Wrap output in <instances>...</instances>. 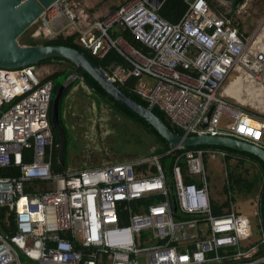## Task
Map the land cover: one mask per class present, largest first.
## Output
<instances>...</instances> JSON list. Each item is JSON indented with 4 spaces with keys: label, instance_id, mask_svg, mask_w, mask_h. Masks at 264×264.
Returning <instances> with one entry per match:
<instances>
[{
    "label": "built area",
    "instance_id": "obj_1",
    "mask_svg": "<svg viewBox=\"0 0 264 264\" xmlns=\"http://www.w3.org/2000/svg\"><path fill=\"white\" fill-rule=\"evenodd\" d=\"M185 1L186 10L171 22L144 0H123L101 17L89 16L80 0H54L30 36L74 34L96 58L114 50L122 60L100 67L104 75L163 110L183 133L230 135L264 149V115L225 90L238 76L244 89L264 98V29L248 34L207 0ZM47 76L36 64L0 67V168L8 170L0 174V264L264 262L259 194L254 238L228 174V164L242 155L170 145L158 154L64 166L52 132L53 80ZM165 155L171 156L168 168ZM212 159L223 167L222 199L211 195ZM54 163L62 168L54 170Z\"/></svg>",
    "mask_w": 264,
    "mask_h": 264
},
{
    "label": "rangeland",
    "instance_id": "obj_2",
    "mask_svg": "<svg viewBox=\"0 0 264 264\" xmlns=\"http://www.w3.org/2000/svg\"><path fill=\"white\" fill-rule=\"evenodd\" d=\"M211 1L220 13L232 12L240 30L250 34L256 28L264 29V0H242L240 3L235 2L234 6L232 0ZM37 24L38 21L32 23L28 31H32ZM22 37L23 35L18 38V41L24 44L21 42ZM37 39H45V37H38ZM35 64L43 71L44 76L60 72L68 66L65 61ZM46 70L47 72H45ZM57 79L60 82L64 80L60 75ZM244 91L254 93L250 89ZM242 97L246 99V102H239L243 108L264 115V98L252 97L250 94H244ZM97 101L90 90L80 82L74 83L67 92L62 116L68 134V148L65 158L68 167L80 168L85 165H100L117 160L131 159L143 154L161 152L153 151L156 148V143L141 126L115 113L112 107L104 102L100 101L97 105ZM169 160L167 157L166 168H168ZM216 160L212 159L207 163L209 186L212 197L222 199L223 167ZM228 167L230 171L240 172L242 175L248 176L257 170L250 161L243 163L233 161L228 164ZM259 189L260 185L257 183L249 193L235 191L236 206L252 222L254 238L257 237L255 221L258 219L254 209Z\"/></svg>",
    "mask_w": 264,
    "mask_h": 264
},
{
    "label": "water",
    "instance_id": "obj_3",
    "mask_svg": "<svg viewBox=\"0 0 264 264\" xmlns=\"http://www.w3.org/2000/svg\"><path fill=\"white\" fill-rule=\"evenodd\" d=\"M54 0H0V67L17 68L35 64L39 60L58 56L65 58L75 65L70 73L53 91L50 105V120L60 132L57 155L61 164H64L62 150L64 146V129L59 117V99L64 88L71 82L77 72L84 69L115 101L133 113L143 118L156 132L171 146L187 147L195 145H217L246 151L264 162V149L257 144L224 134L209 133H177L174 132L151 107L145 106L126 94L114 81L107 78L102 69L95 64L83 51L64 44L36 43L21 44L18 37L34 23L44 9ZM148 5L158 8L163 0H144ZM237 0H232L234 6ZM212 107L204 115L201 126H205ZM65 126V125H64Z\"/></svg>",
    "mask_w": 264,
    "mask_h": 264
},
{
    "label": "trees",
    "instance_id": "obj_4",
    "mask_svg": "<svg viewBox=\"0 0 264 264\" xmlns=\"http://www.w3.org/2000/svg\"><path fill=\"white\" fill-rule=\"evenodd\" d=\"M209 5L217 10V8L214 6L211 0H207ZM242 0H237V3H240ZM187 8V3L185 0H163V3L160 5V7L157 9L158 13L166 18L167 20L171 22L177 21L181 15L184 13V11ZM218 11V10H217ZM226 15L231 16L232 12L226 13ZM29 28V27H28ZM28 28L18 37L20 38L22 35V43L24 44H36V43H55V44H64L68 46H73L81 51H83L91 60L97 64L99 67L103 69V66L113 62V61H121L122 58L121 56L115 52L114 50H110L105 57L103 58H96L93 56L86 48L82 47L81 45L77 44L74 41V34L67 35V36H62L59 35L56 38L52 39H37L33 38L29 35L31 32L28 31ZM123 35L133 44L134 46L137 47H144V45L136 39L128 30H124ZM53 61H65L68 63L67 68L60 72H55L52 74H49L47 77L51 78L53 80V91L57 89L59 84L61 83L60 80L57 79V77L60 75L62 76V79H65L70 73H73L75 70V65L70 62L69 60L65 58H61L58 56H50L43 58L39 60L37 63H48V62H53ZM78 77H75L63 90L61 93L60 99H59V104H58V112H59V117L61 119V123L63 124V116L62 114L64 113V105L66 102V97H67V92L69 88L77 82H80L84 86H86L93 97L98 100L97 105H99V102H104L107 105L111 106L112 109L114 110L115 113H118L127 119L133 121L136 125L141 126L151 137L153 138V141L156 143V148L153 151H164L166 148L170 146V144L163 138L161 137L156 130L148 124L143 118L138 116L137 114L133 113L123 105L119 104L117 101H115L110 95H108L105 90L84 70L81 69L77 72ZM132 81V80H130ZM126 94L131 96L133 99L138 101L139 103L147 106V102L142 99L139 95L129 91L127 88H125L123 85L116 83ZM152 111L159 116L174 132L177 133H183V131L178 128L176 125H174L166 113L159 109L156 106L151 107ZM64 129V146L62 150V156L64 159V166L66 165L65 158H66V153H67V148H68V134H67V129L63 125ZM52 132L54 136V142L58 145L59 139H60V132L59 129L56 125L52 126ZM191 147H219V148H224L228 151L232 152H237L238 154L242 155V158L238 161V163H243L244 161H250L252 165H255L256 167V172L254 174L248 176V175H242L240 172H235V171H230L229 170V177L231 179V185L233 186L234 190L236 192H246L249 193L251 192L257 183L260 185V189L258 191L259 194V213H260V218H261V223L264 227V162L258 158L257 156L248 153L246 151H241L237 149H232L229 147H224V146H217V145H195V146H187L185 148H191ZM152 151V152H153ZM167 157L169 159L171 156L165 155L162 157V160L166 161ZM170 163V160H169ZM167 165V164H165ZM164 165V167H165ZM169 166V164H168ZM54 170L61 169L62 165L54 163L52 165ZM8 173L7 168H0V174L5 175ZM220 210L219 206H216V203H213V211L218 212ZM2 211V210H0ZM264 264V262L262 263Z\"/></svg>",
    "mask_w": 264,
    "mask_h": 264
},
{
    "label": "crops",
    "instance_id": "obj_5",
    "mask_svg": "<svg viewBox=\"0 0 264 264\" xmlns=\"http://www.w3.org/2000/svg\"><path fill=\"white\" fill-rule=\"evenodd\" d=\"M80 1L83 9L89 14V16L101 17L107 12L118 7V5L121 4L123 0H80ZM124 30L125 29L117 28L114 30V32L122 33Z\"/></svg>",
    "mask_w": 264,
    "mask_h": 264
},
{
    "label": "bare ground",
    "instance_id": "obj_6",
    "mask_svg": "<svg viewBox=\"0 0 264 264\" xmlns=\"http://www.w3.org/2000/svg\"><path fill=\"white\" fill-rule=\"evenodd\" d=\"M225 90L228 93H231V95L239 102L243 103L244 101L246 102V99H244L242 96H244V94H250L255 97H257L258 93L254 92V93H250V92H245L244 90V84L242 83V79L238 76L232 78V80H230L225 88ZM259 96V95H258ZM259 99V98H258Z\"/></svg>",
    "mask_w": 264,
    "mask_h": 264
},
{
    "label": "flooded vegetation",
    "instance_id": "obj_7",
    "mask_svg": "<svg viewBox=\"0 0 264 264\" xmlns=\"http://www.w3.org/2000/svg\"><path fill=\"white\" fill-rule=\"evenodd\" d=\"M64 122V121H63ZM65 124V123H64ZM54 126V125H53ZM58 145H59V143H58Z\"/></svg>",
    "mask_w": 264,
    "mask_h": 264
}]
</instances>
